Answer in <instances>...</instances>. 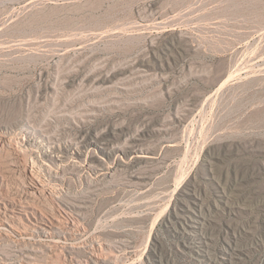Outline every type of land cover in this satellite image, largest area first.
<instances>
[{
    "label": "rangeland",
    "instance_id": "rangeland-1",
    "mask_svg": "<svg viewBox=\"0 0 264 264\" xmlns=\"http://www.w3.org/2000/svg\"><path fill=\"white\" fill-rule=\"evenodd\" d=\"M0 137V264H264V0H0Z\"/></svg>",
    "mask_w": 264,
    "mask_h": 264
},
{
    "label": "bare ground",
    "instance_id": "bare-ground-1",
    "mask_svg": "<svg viewBox=\"0 0 264 264\" xmlns=\"http://www.w3.org/2000/svg\"><path fill=\"white\" fill-rule=\"evenodd\" d=\"M0 138H2V137H0ZM5 140V139H4ZM3 141V139H0V142H2ZM24 172H25V174L26 175H30V176H33L34 175V172L33 171H31L28 167H26L25 166V168H24ZM36 175V174H35ZM34 177V176H33ZM37 179V178H36ZM39 180V179H38ZM44 183V182H43ZM42 183V181H36L35 183H33V184H24V186H23V191L25 192V194L26 195H28V196H38V194H41L42 195V193H45L46 191H45V187H44V184ZM45 195V194H44ZM48 195V194H47ZM4 203H5V201H4ZM3 202H0V210H2V209H4L5 208V204H4ZM4 204V205H3ZM6 205H7V203H6ZM43 214V213H42ZM14 217L16 218V219H20L21 220V218H22V214L21 213H19V215L18 216H16V215H14Z\"/></svg>",
    "mask_w": 264,
    "mask_h": 264
}]
</instances>
